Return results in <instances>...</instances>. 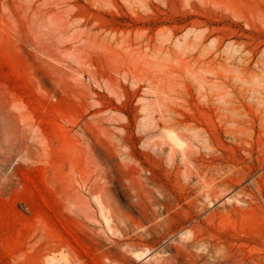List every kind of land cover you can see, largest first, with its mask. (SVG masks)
<instances>
[{"label": "rangeland", "instance_id": "1", "mask_svg": "<svg viewBox=\"0 0 264 264\" xmlns=\"http://www.w3.org/2000/svg\"><path fill=\"white\" fill-rule=\"evenodd\" d=\"M0 264H264V0H0Z\"/></svg>", "mask_w": 264, "mask_h": 264}, {"label": "bare ground", "instance_id": "2", "mask_svg": "<svg viewBox=\"0 0 264 264\" xmlns=\"http://www.w3.org/2000/svg\"><path fill=\"white\" fill-rule=\"evenodd\" d=\"M222 184V183H221ZM217 189V188H216Z\"/></svg>", "mask_w": 264, "mask_h": 264}]
</instances>
